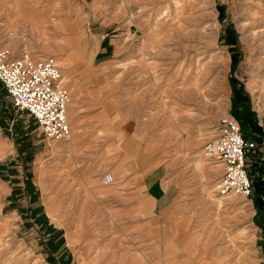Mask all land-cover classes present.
<instances>
[{
  "label": "rangeland",
  "instance_id": "obj_1",
  "mask_svg": "<svg viewBox=\"0 0 264 264\" xmlns=\"http://www.w3.org/2000/svg\"><path fill=\"white\" fill-rule=\"evenodd\" d=\"M91 1L26 0L44 16L35 30L14 0H0L3 48L55 60L70 127L69 139L45 141L0 85V264H53L52 226L75 264H97L99 241L113 233L106 205H124L113 196L163 172L187 186L197 243L217 264H264L263 213L250 197L219 193L222 168L205 154L220 121L233 118L234 90L264 134V0ZM104 30L116 54L99 65L93 46ZM255 145L263 164L264 139Z\"/></svg>",
  "mask_w": 264,
  "mask_h": 264
},
{
  "label": "crops",
  "instance_id": "obj_2",
  "mask_svg": "<svg viewBox=\"0 0 264 264\" xmlns=\"http://www.w3.org/2000/svg\"><path fill=\"white\" fill-rule=\"evenodd\" d=\"M82 1L79 0V3L83 4ZM94 1L88 4L91 6ZM14 2V12L29 18L32 28L39 29L44 17L42 12L40 15L35 9L27 7L26 0ZM108 2L111 4L113 1ZM117 2L131 7L135 0ZM105 32L96 33L100 38L95 39L93 46L94 60H99V65L114 61L113 55L116 54V46L111 43V36L104 35ZM101 35H104L102 39ZM109 53L112 56H108ZM229 109L226 113L230 117ZM123 145L129 148L127 144ZM165 174L163 172L154 177L149 185L143 178L136 179L137 189L113 196L127 198L124 205L119 201L106 205L112 210V227L110 225L107 229H112L113 233L105 237L103 243L99 241L97 264H217V254L211 252L208 246L203 249L200 241L197 243L187 186L180 180L165 177ZM50 230V241L56 244L55 252L50 255L53 264H75L71 248L60 229L52 226Z\"/></svg>",
  "mask_w": 264,
  "mask_h": 264
},
{
  "label": "built area",
  "instance_id": "obj_3",
  "mask_svg": "<svg viewBox=\"0 0 264 264\" xmlns=\"http://www.w3.org/2000/svg\"><path fill=\"white\" fill-rule=\"evenodd\" d=\"M0 85L16 112L25 113L35 121L45 141L68 139L67 119L69 95L61 84L60 69L51 57L32 60L26 55L10 57L0 37ZM215 137L207 144L205 154L210 162L222 168L219 193L251 196V182L245 169L248 153L255 151L254 142L244 141L239 123L233 119L220 121ZM110 174L102 184L113 185Z\"/></svg>",
  "mask_w": 264,
  "mask_h": 264
},
{
  "label": "trees",
  "instance_id": "obj_4",
  "mask_svg": "<svg viewBox=\"0 0 264 264\" xmlns=\"http://www.w3.org/2000/svg\"><path fill=\"white\" fill-rule=\"evenodd\" d=\"M218 10L219 19L222 20V13L220 11L223 10V6H218ZM224 33L225 38H227L226 40H228L229 43L234 44L235 42L230 38V35L233 34L232 27L230 26L227 28ZM232 58L233 60L231 65L234 67L236 65L234 54L232 55ZM231 83L232 86H234L236 81L232 79ZM234 93H236L235 90L233 91V96L231 97V116L239 123L244 141L255 142L261 145L264 139L263 130L262 127L257 125L255 117H253V115L249 112L247 97ZM254 154L252 155V153H248L246 155L245 169L251 182L250 198L254 201V205L257 210L264 215V202L261 200V195L264 194V176L260 175L264 174V159L262 160L263 164H260L256 162L260 159L256 158ZM0 166H3V164Z\"/></svg>",
  "mask_w": 264,
  "mask_h": 264
},
{
  "label": "bare ground",
  "instance_id": "obj_5",
  "mask_svg": "<svg viewBox=\"0 0 264 264\" xmlns=\"http://www.w3.org/2000/svg\"><path fill=\"white\" fill-rule=\"evenodd\" d=\"M70 137V136H69ZM69 139V138H68ZM112 176V175H111ZM113 178V177H112ZM113 181H114V179H113ZM114 184V183H113Z\"/></svg>",
  "mask_w": 264,
  "mask_h": 264
}]
</instances>
